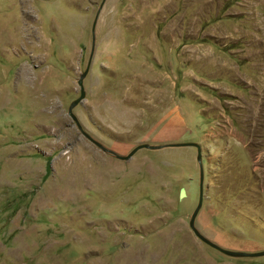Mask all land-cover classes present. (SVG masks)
<instances>
[{
	"label": "rangeland",
	"instance_id": "rangeland-1",
	"mask_svg": "<svg viewBox=\"0 0 264 264\" xmlns=\"http://www.w3.org/2000/svg\"><path fill=\"white\" fill-rule=\"evenodd\" d=\"M102 1L0 0V264H264L191 231L196 148L120 161L68 115ZM84 86L117 154L199 144L197 229L264 251V0H106Z\"/></svg>",
	"mask_w": 264,
	"mask_h": 264
},
{
	"label": "water",
	"instance_id": "water-1",
	"mask_svg": "<svg viewBox=\"0 0 264 264\" xmlns=\"http://www.w3.org/2000/svg\"><path fill=\"white\" fill-rule=\"evenodd\" d=\"M106 0H103L97 14L95 16L93 26H92V45H91V54L89 57V61L86 67V70L84 73L80 76L78 80V86L80 88V97L76 99L69 107L68 110V115L71 117L72 121L75 123L77 129L81 133L82 136H84L89 142H91L93 145H95L98 149H100L103 153L110 155L114 157L117 160L120 161H128L130 160L138 151L147 149V150H162L166 148H179V147H194L197 149V162L199 165V173H200V184H199V201L197 208L195 209L194 213L191 216L190 222H189V227L193 234L196 236L197 239H199L202 243L207 245L208 247L218 251L219 253L230 257V258H237V259H242V258H261L264 257V251L258 252V253H245V252H237V251H231V250H226L219 245L213 243L210 241L208 238H206L204 235L200 233V231L197 229L195 222L196 219L199 215V212L201 211L203 207V202H204V182H205V171H204V165H203V158H202V148L200 147L199 144L197 143H187V144H169V145H162V146H153V145H148V144H143L137 146L135 149H133L127 156H121L117 154L116 152L106 148L104 145L96 141L94 138H92L82 127L80 124V121L78 120L77 116L74 114V109L77 107L79 104H81L85 99H86V91H85V79L88 76L92 64V60L94 57L95 53V46H96V29H97V24L99 17L101 15V12L103 10L104 4Z\"/></svg>",
	"mask_w": 264,
	"mask_h": 264
},
{
	"label": "bare ground",
	"instance_id": "bare-ground-1",
	"mask_svg": "<svg viewBox=\"0 0 264 264\" xmlns=\"http://www.w3.org/2000/svg\"><path fill=\"white\" fill-rule=\"evenodd\" d=\"M183 195H184V193H183Z\"/></svg>",
	"mask_w": 264,
	"mask_h": 264
}]
</instances>
